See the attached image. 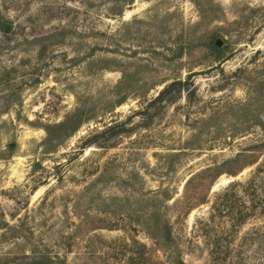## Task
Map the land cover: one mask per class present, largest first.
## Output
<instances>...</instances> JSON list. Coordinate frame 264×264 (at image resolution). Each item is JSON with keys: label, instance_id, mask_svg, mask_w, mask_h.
<instances>
[{"label": "rangeland", "instance_id": "1", "mask_svg": "<svg viewBox=\"0 0 264 264\" xmlns=\"http://www.w3.org/2000/svg\"><path fill=\"white\" fill-rule=\"evenodd\" d=\"M180 260L264 264V0H0V264Z\"/></svg>", "mask_w": 264, "mask_h": 264}, {"label": "trees", "instance_id": "2", "mask_svg": "<svg viewBox=\"0 0 264 264\" xmlns=\"http://www.w3.org/2000/svg\"><path fill=\"white\" fill-rule=\"evenodd\" d=\"M213 39H214V37H213ZM191 208H192V207H191ZM191 208H189V209L186 211V213H188V212L191 210ZM256 230H257V229H256ZM168 234L170 235L171 232H169ZM256 234H259V230L256 231ZM251 235H252V233L250 234V236H251ZM171 236H172V234H171ZM252 236H253V235H252ZM252 236H251V237H252ZM239 245H240V244H239ZM239 245H238V248L240 247ZM229 246H230V245H228V247H227L228 249H229ZM234 249H237V248H234ZM237 256H238V257H241V255H237ZM48 260H50V258H48ZM240 261H241V259H240ZM180 262H181L182 264H186V263H185L184 261H182V260H180Z\"/></svg>", "mask_w": 264, "mask_h": 264}, {"label": "water", "instance_id": "3", "mask_svg": "<svg viewBox=\"0 0 264 264\" xmlns=\"http://www.w3.org/2000/svg\"><path fill=\"white\" fill-rule=\"evenodd\" d=\"M6 30L8 29V26H6V28H5ZM221 44V43H220Z\"/></svg>", "mask_w": 264, "mask_h": 264}]
</instances>
